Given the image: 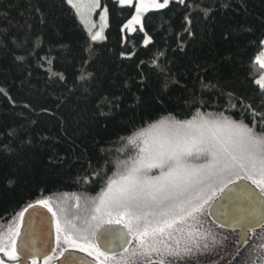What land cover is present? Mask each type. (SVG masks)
<instances>
[{
    "label": "trees",
    "instance_id": "16d2710c",
    "mask_svg": "<svg viewBox=\"0 0 264 264\" xmlns=\"http://www.w3.org/2000/svg\"><path fill=\"white\" fill-rule=\"evenodd\" d=\"M102 4L109 28L94 42L67 0H0V244L40 199L78 228L95 223L105 178L136 154L129 141L151 124L197 111L234 119L264 113L255 84L264 75V0H172L133 34L125 26L134 7ZM228 93L243 108L226 111ZM114 98L115 114L100 115Z\"/></svg>",
    "mask_w": 264,
    "mask_h": 264
},
{
    "label": "snow or ice",
    "instance_id": "6c2138e0",
    "mask_svg": "<svg viewBox=\"0 0 264 264\" xmlns=\"http://www.w3.org/2000/svg\"><path fill=\"white\" fill-rule=\"evenodd\" d=\"M67 2L72 4L73 0ZM138 2L137 15L129 21L130 25L140 22L141 12L150 8H166L171 0ZM175 2L186 4V0ZM119 3L130 5L132 0H119ZM223 6L227 8L230 5L225 3ZM191 23L186 16L184 31L189 36L193 35ZM101 38L100 32L92 35L93 41ZM147 43L148 40L145 41ZM260 43L264 44V39ZM17 59L22 61L23 57L18 56ZM260 66L264 68V62ZM171 84L178 85L179 81L171 80ZM255 84L264 92V77L255 80ZM163 90L167 92V84ZM232 95L227 94L229 107L225 110L235 112L243 108L244 102L238 100L233 103ZM136 103H139V98ZM118 108L119 103L114 98L101 107L100 115H114ZM245 116L251 118V124ZM261 121H264V113L255 110L245 112L238 119L223 113L214 117L211 113L205 115L197 111L192 119L171 118L149 125L147 131H141L129 141L138 149L136 154L118 161L111 177H101L106 179V186L93 202L91 220L95 223L86 221L85 228H78L64 218L63 210L61 213L55 211L48 199L38 200L37 204L47 207L55 218V244L60 249L59 256H63L61 264H87L78 260L73 255L74 251L87 252L99 264H108L110 260L114 264H135L133 257H143L144 264H190V257L185 260L184 255L200 245L191 230L185 235L184 226L191 229L198 225L206 207L210 208L217 199V193L224 194L225 189L231 191L230 184L248 181L264 197V130L260 128ZM93 171L100 176L99 171ZM239 187L246 198L257 199L256 193L246 186ZM28 207L35 208L36 205ZM27 210L25 208L19 213L21 222ZM237 222L248 232L255 233L257 227H264V214L260 217L254 213L242 215ZM103 223L121 225L123 230L105 227L100 231ZM13 236H19V231L9 230L10 250L0 248V251H4L10 260H17ZM90 237H95V242ZM38 243V248L27 243L25 251L32 255L33 264H36L37 252L48 264L52 256L49 255L46 238H41Z\"/></svg>",
    "mask_w": 264,
    "mask_h": 264
},
{
    "label": "water",
    "instance_id": "95a60500",
    "mask_svg": "<svg viewBox=\"0 0 264 264\" xmlns=\"http://www.w3.org/2000/svg\"><path fill=\"white\" fill-rule=\"evenodd\" d=\"M246 186L252 192L256 193L257 199L252 200L246 198L245 195L241 193L239 186ZM228 189H225L224 194H220L214 203L211 204L209 209L210 220L226 231L238 232V242L236 248L240 249L249 243L251 234L247 231L241 223L237 221L242 215H247L249 213H254L257 217L264 214V197L259 195V190L253 186L248 181H238L237 184L229 185ZM105 227H117L121 228L119 225H106L99 230L102 231ZM263 227H257L256 231H259ZM55 218L52 213L48 211L47 207H42L36 205L35 208H28L24 213V218L22 226L19 232V236L16 241V252L19 257L18 264H30L33 262L32 255L25 251V245L31 243L34 248L39 247V240L41 238H46L47 248L50 249L49 255L55 252ZM101 251L104 249L101 248ZM68 253H64L67 255ZM73 255L78 258V260H84L87 264H97L86 255L80 254L78 252H73ZM9 264L10 260L6 258L5 254L0 253V262ZM36 261L39 263L45 262L43 255L40 252L36 253ZM63 261V256L58 260L56 264H61ZM256 264H263L262 259L256 258Z\"/></svg>",
    "mask_w": 264,
    "mask_h": 264
},
{
    "label": "rangeland",
    "instance_id": "374dc122",
    "mask_svg": "<svg viewBox=\"0 0 264 264\" xmlns=\"http://www.w3.org/2000/svg\"><path fill=\"white\" fill-rule=\"evenodd\" d=\"M116 1L119 2V0ZM160 2L162 3L163 0H160ZM171 2L169 3V5L171 4ZM71 5L75 8L84 28L90 35L91 39H92V35H94L96 32H100L102 38L94 42L104 41L106 39V33L109 28V13L107 8L102 4V0H73V3ZM122 6L134 7L135 9L134 16L137 15L136 9L137 7H139L138 0H132V4L130 5L126 4ZM150 11H157V10L150 8L147 11L141 12L140 22L131 25L128 22L127 27H125V33L133 34L137 30H143L144 17ZM258 61L259 63L264 62V49L260 52L258 56ZM262 77H264V75ZM184 227L187 228L188 226L185 225ZM189 230H191L195 234L196 238L198 239L200 247L198 249H193L194 254L189 253L190 256L185 255L184 256L185 260H188L190 257V261H196L200 259L202 255L207 256V254H209L210 257L207 256V258L208 260H212L210 264H252V262H250L249 260L252 259L254 256L255 258L262 259L264 264V227L259 231L253 233V237L258 236L257 240H254V242H252L251 240L249 243H247V245H245L241 249H236V250L233 249L234 251L231 249L230 254L232 255V257L225 262H220L219 260L220 258H217L219 256L218 254L224 250L223 248L224 246L226 247V249L227 248L230 249L233 247L234 239L236 238L235 233H232V231L228 232L221 230L220 228H217L216 226H214L212 221H209L206 214H204V216L200 218V223L198 225H193L192 228ZM207 240L210 241L211 245L208 246ZM203 242L205 243V245H207V247L203 246ZM235 246L236 245H234V247ZM56 249H57L56 254H59L60 249L58 248ZM1 252L2 254H5L4 251H0V253ZM76 252L89 256L87 252H79V251ZM127 255L128 254L126 253L125 256ZM6 258L10 260L7 255ZM132 259L133 261L136 262L141 259L140 261L144 262L143 257H133ZM0 264H5V263H3L2 261L0 262ZM108 264H114V262L110 260Z\"/></svg>",
    "mask_w": 264,
    "mask_h": 264
},
{
    "label": "flooded vegetation",
    "instance_id": "af4514ba",
    "mask_svg": "<svg viewBox=\"0 0 264 264\" xmlns=\"http://www.w3.org/2000/svg\"><path fill=\"white\" fill-rule=\"evenodd\" d=\"M209 209L210 208H208V207H206V209H205V214H206V216H207V218L209 219V221H211L210 220V218H209ZM106 220H107V217H106ZM214 224V223H213ZM106 225H108L107 223H104V225H102V227H104V226H106ZM115 225V224H114ZM22 226V225H21ZM119 226H121V225H119ZM214 226H216L217 228H220V227H218L217 225H215L214 224ZM102 227H100V228H102ZM21 229V228H20ZM20 229H19V232H20ZM221 229V228H220ZM221 230H223V229H221ZM189 231V228L187 227V228H185V235L187 234V232ZM257 232V231H256ZM55 235H56V231H55ZM17 237L18 236H15V238L13 237V239L15 240V247H16V241H17ZM257 237L258 236H254L253 237V233L251 234V238H250V241L252 240V242H254V240H257ZM236 243L234 244V245H236L237 246V242H238V232L236 233ZM249 241V242H250ZM94 242H95V237H94ZM207 243H208V246L209 245H211L210 244V241H208L207 240ZM1 246L0 247H2V248H4V249H8V250H10V244H9V238H5V239H3L2 240V243L0 244ZM205 245V243L203 242V246ZM224 246V245H223ZM236 246L233 248H227L226 249V247L224 246L223 248H224V250L221 252V253H219L218 255V257L217 258H220L219 260H220V262H225V261H227L228 259H230L231 257H232V255L230 254V252H231V249H234V250H236V249H238V248H236ZM57 247L55 246V252L54 253H56V251H57V249H56ZM243 248V247H242ZM241 249V248H240ZM233 250V251H234ZM74 252H76V251H74ZM126 254V253H125ZM183 254V253H182ZM191 254H194V251L193 252H191ZM87 256V255H86ZM185 256V255H184ZM186 256H190V254L188 253ZM207 256L208 257H210V255L209 254H207ZM207 256H205V255H202V257L200 258V259H198V260H196V261H190V264H210V262L212 261V260H208V258H207ZM62 256H59V254H56L55 256H52V259H50L49 261H48V264H56L57 262H58V260L61 258ZM88 258H90L91 260H93L94 262H96L97 264H99V261H97V260H95L94 258H93V256H87ZM254 256H253V258L252 259H250L249 261L250 262H252V264H256L255 263V260H254ZM144 259V258H143ZM256 259V258H255ZM141 260V259H140ZM140 260H138L137 262L136 261H134L135 262V264H144V262H141ZM18 261H19V257H18V259L17 260H10V263L9 264H18ZM144 261V260H143ZM30 264H33V262H31ZM36 264H45V262H43V263H39L38 261H36Z\"/></svg>",
    "mask_w": 264,
    "mask_h": 264
}]
</instances>
